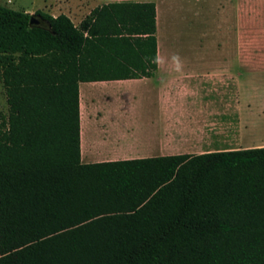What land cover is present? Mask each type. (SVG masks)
<instances>
[{
  "label": "trees",
  "instance_id": "trees-1",
  "mask_svg": "<svg viewBox=\"0 0 264 264\" xmlns=\"http://www.w3.org/2000/svg\"><path fill=\"white\" fill-rule=\"evenodd\" d=\"M35 13L0 4V264H264V147L81 160L79 84L155 75V3Z\"/></svg>",
  "mask_w": 264,
  "mask_h": 264
},
{
  "label": "crops",
  "instance_id": "crops-1",
  "mask_svg": "<svg viewBox=\"0 0 264 264\" xmlns=\"http://www.w3.org/2000/svg\"><path fill=\"white\" fill-rule=\"evenodd\" d=\"M120 1L52 0L40 10L80 24ZM134 1L155 3L157 71L80 82L82 162L264 147V47L255 52L252 30L264 0ZM230 33L235 52H221Z\"/></svg>",
  "mask_w": 264,
  "mask_h": 264
},
{
  "label": "rangeland",
  "instance_id": "rangeland-1",
  "mask_svg": "<svg viewBox=\"0 0 264 264\" xmlns=\"http://www.w3.org/2000/svg\"><path fill=\"white\" fill-rule=\"evenodd\" d=\"M52 0H0L1 5H6L10 8L15 10H43L46 5H48ZM262 8H258L257 14L255 15L253 21V37L255 39V52L262 53V49L264 47V33L262 32L263 25H264V16L261 13ZM57 12V10H54ZM76 24H79L78 20H75ZM233 32V30L231 31ZM226 37V38H225ZM224 40H226L224 45ZM235 42H234V33H230L227 36H221V52L226 53H234L235 52ZM8 111V104L6 100V92L2 82L0 81V119L1 115L7 114Z\"/></svg>",
  "mask_w": 264,
  "mask_h": 264
},
{
  "label": "water",
  "instance_id": "water-1",
  "mask_svg": "<svg viewBox=\"0 0 264 264\" xmlns=\"http://www.w3.org/2000/svg\"><path fill=\"white\" fill-rule=\"evenodd\" d=\"M29 25L31 28H43L51 30L50 22L39 13H30Z\"/></svg>",
  "mask_w": 264,
  "mask_h": 264
},
{
  "label": "clouds",
  "instance_id": "clouds-1",
  "mask_svg": "<svg viewBox=\"0 0 264 264\" xmlns=\"http://www.w3.org/2000/svg\"><path fill=\"white\" fill-rule=\"evenodd\" d=\"M176 59H178V57Z\"/></svg>",
  "mask_w": 264,
  "mask_h": 264
}]
</instances>
